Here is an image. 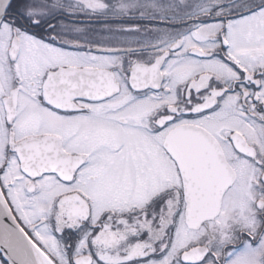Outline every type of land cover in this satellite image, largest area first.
Masks as SVG:
<instances>
[{
	"label": "snow or ice",
	"instance_id": "snow-or-ice-1",
	"mask_svg": "<svg viewBox=\"0 0 264 264\" xmlns=\"http://www.w3.org/2000/svg\"><path fill=\"white\" fill-rule=\"evenodd\" d=\"M0 264H264V0H0Z\"/></svg>",
	"mask_w": 264,
	"mask_h": 264
}]
</instances>
